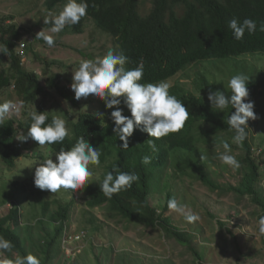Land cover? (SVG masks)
<instances>
[{"label":"trees","instance_id":"obj_1","mask_svg":"<svg viewBox=\"0 0 264 264\" xmlns=\"http://www.w3.org/2000/svg\"><path fill=\"white\" fill-rule=\"evenodd\" d=\"M64 2L65 0H46L45 6L52 11ZM87 3L89 7L85 17L99 31L111 37L120 54L129 57V62L124 67L131 69L143 61L144 74L140 83L168 82L198 63L264 54V32L259 31V25L264 23V0H151V9L147 14L141 12L138 0H87ZM178 9H181L180 14ZM233 18L241 22L245 18L256 20L257 31L252 35L245 32L242 40H235L228 28V22ZM82 20L83 18L78 24L65 27L70 26L75 34H81ZM51 26L47 24L46 28L50 29ZM0 29L1 44H6L9 49L5 55L9 60L7 69L2 68L0 62V93L13 88L22 98V103L33 105L40 96L42 87L38 76L34 72L24 71L21 65L23 53L29 47L27 43H32L33 40L24 42L23 37L27 32L18 28L12 17H2ZM21 45L22 53L19 50ZM200 80V85L197 86L199 96L188 93L179 85L169 88V93L183 102L189 111V118L179 132L155 140L156 152H152L148 146V139L152 138L139 129H134L129 138L128 149L120 148L123 142L113 133L114 124L110 115L102 119L93 114H81L71 126V134L62 143L44 145L50 153L55 154L54 162L56 153L62 148L70 149L81 136L101 152L99 166L102 167V172L98 180L86 182L81 188L89 208L105 207L111 217H119L127 223L151 228L157 226L164 231L166 237L190 247L189 236L173 228L163 212L157 214L150 206L148 197L159 185L160 192L165 188L161 185V179L170 165L177 176L192 177L210 189H219L203 169L207 166L206 148L221 141L228 142L231 150L236 148L232 139L234 133L228 130L227 123L228 115L234 109H212L207 99L209 90L223 91L225 95H230V91L222 82L209 85L205 78ZM47 81L63 100L72 106L77 105L73 92L59 86L52 77ZM247 88L249 95L245 102H252L263 95L260 89L264 88V75L261 74L255 80L249 79ZM120 107L124 111L123 104ZM36 111L46 110L37 107ZM29 113L24 111L22 121L7 120L0 126V146L3 148L1 163L7 169L13 168L15 160L21 157L16 144L20 141L18 138L27 133ZM47 114L49 120L46 123H50L52 116L48 112ZM123 115L130 116V112L124 111ZM250 122L251 119L247 121L248 126ZM30 143H34L35 147L41 146L32 139ZM240 149L244 156L241 161L244 169L242 179L237 187L229 189L239 197H250L252 203L264 212V194L260 193L257 186L260 173L256 160L251 156L249 136ZM145 155L152 157L148 165L141 163V158ZM47 158L50 157L40 156L41 161ZM114 165L119 171L138 175L139 180L133 182L131 188L108 199L100 191L99 184ZM32 181L34 182L33 178ZM11 188L10 197L0 203L3 207L11 201L8 203L11 205L8 212L0 215V236L11 240L14 245L11 252H5L6 259L14 260L18 255L31 253L40 259V264H53L62 250V236L65 223L69 220L71 205L58 206L51 212L50 202L43 201L40 204L42 219L22 222L20 208L14 202L20 201L17 194L26 192L27 185L14 180ZM169 197L168 195L167 198L170 199ZM166 208L167 203L163 210ZM194 255L199 261L200 256L196 252Z\"/></svg>","mask_w":264,"mask_h":264},{"label":"rangeland","instance_id":"obj_2","mask_svg":"<svg viewBox=\"0 0 264 264\" xmlns=\"http://www.w3.org/2000/svg\"><path fill=\"white\" fill-rule=\"evenodd\" d=\"M66 2L49 11L45 6L46 0H0V19L12 17L13 23L27 32L23 37L24 42L33 40L27 43L29 47L23 53L21 65L24 71L34 72L38 76L42 87L37 101L28 106L22 103V98L13 88L2 91L0 104L11 102L15 107L0 122V126L7 120L22 121L25 110L31 112L43 107L51 116L66 120L70 135L71 126L79 115L93 114L105 119L114 110L106 109L103 101L93 97L81 98L76 106H72L48 85L47 80L52 77L59 86L72 92V72L78 68L81 60L102 58L109 50L120 54L111 37L99 31L85 16L81 34L72 31L70 26L73 25L65 27L60 33H51L44 20L58 14ZM138 2L141 12L147 14L151 9V0ZM177 12L180 14L181 9ZM41 30L53 36V47L35 38ZM1 35L0 29V44ZM0 62L1 67L7 69L9 60L5 55L0 54ZM240 73L252 80L264 75V54L194 64L166 83L169 88L179 85L188 93L199 96L197 86L200 85V78H205L209 85L222 82L227 86L229 78ZM260 92L263 95L252 101L256 119L251 120L248 126V136L251 156L256 160L260 173L257 186L264 194V88ZM124 111L129 112L127 108ZM101 113L104 115L101 116ZM30 141L31 138L19 142L23 145L19 150L21 157L9 169L1 163L3 148L0 146V203L10 197L11 183L16 180L27 185L26 192L17 194V199L22 203L14 202L20 208L22 222L42 219L40 204L43 201L50 202L51 212L58 206L71 205L62 236V250L53 264H264V235L256 230L257 220L264 212L252 203L250 197H239L229 189L238 186L244 171L241 164L244 156L236 144V148L229 153L240 163L235 170L218 159L224 151L221 143L206 148L207 166L203 169L219 189H210L192 177L177 176L170 165L161 179V185L165 188L160 192L159 185L148 197L150 206L157 214L163 212L173 228L189 236L188 247L166 237L157 226L151 228L127 223L119 217H111L105 207L89 208L81 189L73 192L62 188L57 193H50L28 183V179L34 177L40 156L55 159V154L50 153L44 145L35 147ZM89 169L93 175L87 183H93L98 180L102 167L89 165ZM168 195L182 204L187 212L198 214L200 220L187 224L181 214L168 208L163 210ZM8 203H3V207L0 205V215L8 212ZM194 252L200 256L199 261L195 259ZM5 259V253L0 254V261ZM96 259L99 261L96 262Z\"/></svg>","mask_w":264,"mask_h":264},{"label":"clouds","instance_id":"obj_3","mask_svg":"<svg viewBox=\"0 0 264 264\" xmlns=\"http://www.w3.org/2000/svg\"><path fill=\"white\" fill-rule=\"evenodd\" d=\"M89 5L87 0H67L66 4L51 19L44 20L45 24H51V33H60L67 25H75L87 14ZM233 38L237 41L243 39L245 32L249 35L257 31V21L245 18L239 21L236 18L228 22ZM259 31L264 32V23L259 25ZM36 39H42L48 47L54 46L52 35L40 31ZM9 52L6 44H0V54ZM129 62V57L123 54H114L109 50L106 55L93 59H83L78 68L72 72L70 89L74 98L80 100L88 97L99 98L104 102L106 109H114L110 113L114 127L113 133L123 143L120 148L128 149V140L133 135L134 129L146 132L149 137L148 146L152 152L157 151L155 140L166 137L171 133L179 132L189 118V111L183 102L169 93V85L166 82L140 83L144 74V64L141 60L136 67L126 69L124 66ZM250 77L240 73L229 78L227 87L230 95L223 91L209 90L207 99L212 109L223 111L231 107L234 111L228 115V130L233 132V142L242 147L248 138L247 121L256 119L254 104L245 102L249 92L247 83ZM121 104L130 112V116L123 115ZM15 106L11 102L0 104V122ZM101 116L104 114L101 113ZM29 126L27 133L18 139L27 141L29 138L36 141L38 145H52L62 143L68 136L66 120L60 116H52L50 123L47 111L29 113ZM18 142V150L23 148ZM224 151L219 154L218 159L233 170L240 167L239 161L231 152L230 144L221 141ZM101 152L93 147L88 139L81 136L70 149L63 148L56 153L55 162L51 158L38 162L34 177L28 179V183L34 184L41 190L57 193L62 188L73 192L85 186L93 175L89 165H100ZM151 156L145 155L141 158L143 165L151 163ZM139 176L134 173L122 172L114 165L112 171L106 172L99 184L100 191L108 199L114 194L131 188L133 182L138 181ZM10 208V205L8 206ZM167 208L179 213L184 217L187 224H193L200 220L196 213L187 212L185 207L175 198L167 200ZM257 232L264 235V215L257 220ZM14 245L11 240L0 236V254L11 252ZM0 264H40V259L29 253L16 256L14 260L5 259Z\"/></svg>","mask_w":264,"mask_h":264},{"label":"built area","instance_id":"obj_4","mask_svg":"<svg viewBox=\"0 0 264 264\" xmlns=\"http://www.w3.org/2000/svg\"><path fill=\"white\" fill-rule=\"evenodd\" d=\"M22 48H23V45H21V46H20V49H19V50L21 51V53H22V51H23Z\"/></svg>","mask_w":264,"mask_h":264}]
</instances>
